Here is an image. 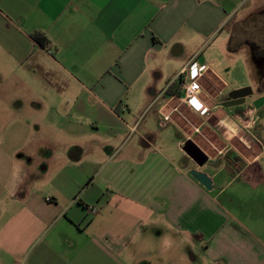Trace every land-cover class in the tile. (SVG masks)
<instances>
[{
    "label": "crops",
    "instance_id": "1",
    "mask_svg": "<svg viewBox=\"0 0 264 264\" xmlns=\"http://www.w3.org/2000/svg\"><path fill=\"white\" fill-rule=\"evenodd\" d=\"M216 1L0 0V264H264V93L220 63L260 46Z\"/></svg>",
    "mask_w": 264,
    "mask_h": 264
},
{
    "label": "rangeland",
    "instance_id": "2",
    "mask_svg": "<svg viewBox=\"0 0 264 264\" xmlns=\"http://www.w3.org/2000/svg\"><path fill=\"white\" fill-rule=\"evenodd\" d=\"M216 2H220L230 11L223 36L226 33L230 35L233 32L234 37L237 39H247L249 42H256L260 47H264V0H217ZM230 27H234L235 30H229ZM253 46L242 47L236 55L228 53L221 59V68L224 67L226 72H229V76L226 77L229 84L231 83L230 89L233 90L230 92L250 89L254 96L264 93V63L258 64L254 60L251 53ZM200 54L205 58L208 66L218 64L217 61H209V51H201ZM240 151L243 152V155L249 153L246 148ZM225 196L226 198L229 197V193ZM256 198H264V195L257 194L252 196L251 200L254 201ZM250 210L252 213H264V207H262V212L253 205Z\"/></svg>",
    "mask_w": 264,
    "mask_h": 264
},
{
    "label": "built area",
    "instance_id": "3",
    "mask_svg": "<svg viewBox=\"0 0 264 264\" xmlns=\"http://www.w3.org/2000/svg\"><path fill=\"white\" fill-rule=\"evenodd\" d=\"M204 69L198 67L195 63L183 68L176 78L178 81L180 89L183 92L182 102L187 107L197 111L201 116L207 117L210 115L209 110L204 107L199 101L200 86L198 84V78ZM175 111V108H173ZM247 124L254 125L255 121L250 112L247 114ZM164 122L170 120V114L162 115ZM89 213H96L94 209L88 208Z\"/></svg>",
    "mask_w": 264,
    "mask_h": 264
},
{
    "label": "water",
    "instance_id": "4",
    "mask_svg": "<svg viewBox=\"0 0 264 264\" xmlns=\"http://www.w3.org/2000/svg\"><path fill=\"white\" fill-rule=\"evenodd\" d=\"M253 92L250 90L249 96L252 97ZM254 110H259L264 106V97L255 99L251 103ZM182 151L191 159V161L197 166L202 167L207 162V157L190 141H187ZM190 176L199 183L205 190H211V181L210 179L202 172L193 170L190 172Z\"/></svg>",
    "mask_w": 264,
    "mask_h": 264
},
{
    "label": "flooded vegetation",
    "instance_id": "5",
    "mask_svg": "<svg viewBox=\"0 0 264 264\" xmlns=\"http://www.w3.org/2000/svg\"><path fill=\"white\" fill-rule=\"evenodd\" d=\"M249 47L252 45H248ZM251 53L253 55L254 60L256 61V63L258 64H262L264 63V47H254L251 49ZM246 97H250V90H246L244 91V93ZM244 96V95H243ZM242 98V96H241ZM242 100V99H241Z\"/></svg>",
    "mask_w": 264,
    "mask_h": 264
},
{
    "label": "trees",
    "instance_id": "6",
    "mask_svg": "<svg viewBox=\"0 0 264 264\" xmlns=\"http://www.w3.org/2000/svg\"><path fill=\"white\" fill-rule=\"evenodd\" d=\"M32 38L36 41V42H39V40L37 39V36L36 35H33ZM174 85V84H173ZM174 87L175 86H172L170 85L168 90H167V94H172L174 93Z\"/></svg>",
    "mask_w": 264,
    "mask_h": 264
}]
</instances>
